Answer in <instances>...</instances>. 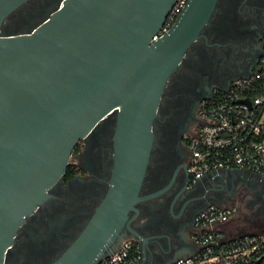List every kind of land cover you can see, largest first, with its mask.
I'll use <instances>...</instances> for the list:
<instances>
[{
	"label": "water",
	"instance_id": "1",
	"mask_svg": "<svg viewBox=\"0 0 264 264\" xmlns=\"http://www.w3.org/2000/svg\"><path fill=\"white\" fill-rule=\"evenodd\" d=\"M25 1L0 0V264L79 140L116 116L109 190L49 263L96 264L144 198L163 92L218 0H189L156 40L177 0H64L29 32L3 34L4 19Z\"/></svg>",
	"mask_w": 264,
	"mask_h": 264
},
{
	"label": "flooded vegetation",
	"instance_id": "2",
	"mask_svg": "<svg viewBox=\"0 0 264 264\" xmlns=\"http://www.w3.org/2000/svg\"><path fill=\"white\" fill-rule=\"evenodd\" d=\"M63 1L26 0L4 19L2 33L29 32ZM263 42L264 0H218L168 79L152 124L154 140L139 191L144 198L128 212L111 249L132 242L143 264H171L193 250L197 216L210 203L236 206L224 226L230 234L255 230V222L237 224L238 215L261 210L264 217V179L235 170L227 182H212L210 176L194 181L188 137L201 122L203 100L256 69ZM116 124L110 116L79 140L65 173L19 227L7 264H49L83 232L109 190Z\"/></svg>",
	"mask_w": 264,
	"mask_h": 264
},
{
	"label": "built area",
	"instance_id": "3",
	"mask_svg": "<svg viewBox=\"0 0 264 264\" xmlns=\"http://www.w3.org/2000/svg\"><path fill=\"white\" fill-rule=\"evenodd\" d=\"M188 2L176 1L153 40L172 28ZM200 115L201 122L188 137L193 180L210 176L212 182H227L235 170L264 179V51L252 73L205 98ZM236 213V206L207 205L196 219L193 250L171 264H264V230L230 235L224 228ZM141 259L134 244L125 242L96 264H139Z\"/></svg>",
	"mask_w": 264,
	"mask_h": 264
},
{
	"label": "rangeland",
	"instance_id": "4",
	"mask_svg": "<svg viewBox=\"0 0 264 264\" xmlns=\"http://www.w3.org/2000/svg\"><path fill=\"white\" fill-rule=\"evenodd\" d=\"M262 215H263V212H261V210H256L252 214H247L246 212L245 213L241 212L238 215L239 216V222L237 224L252 221V222H255L257 224L256 226H254L255 230L252 229L253 231L264 230V217H262Z\"/></svg>",
	"mask_w": 264,
	"mask_h": 264
},
{
	"label": "crops",
	"instance_id": "5",
	"mask_svg": "<svg viewBox=\"0 0 264 264\" xmlns=\"http://www.w3.org/2000/svg\"><path fill=\"white\" fill-rule=\"evenodd\" d=\"M228 232V231H227ZM228 234H230L229 232H228ZM230 235H233V234H230Z\"/></svg>",
	"mask_w": 264,
	"mask_h": 264
}]
</instances>
